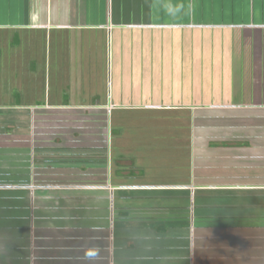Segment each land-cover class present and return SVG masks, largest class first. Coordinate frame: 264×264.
Wrapping results in <instances>:
<instances>
[{
    "label": "crops",
    "instance_id": "1",
    "mask_svg": "<svg viewBox=\"0 0 264 264\" xmlns=\"http://www.w3.org/2000/svg\"><path fill=\"white\" fill-rule=\"evenodd\" d=\"M1 68L0 264H264V0H0Z\"/></svg>",
    "mask_w": 264,
    "mask_h": 264
},
{
    "label": "trees",
    "instance_id": "2",
    "mask_svg": "<svg viewBox=\"0 0 264 264\" xmlns=\"http://www.w3.org/2000/svg\"><path fill=\"white\" fill-rule=\"evenodd\" d=\"M12 123L11 119L8 118L7 116H0V141L4 140L7 141V127L8 125ZM0 154H5V152L0 149ZM7 161L6 158L4 157H0V162H5ZM3 166V164H2ZM2 166L0 165V169L2 168ZM4 167V166H3ZM13 184H11L7 179L5 180H0V188H8L11 187ZM1 195V194H0ZM7 195H1L0 196V205H7Z\"/></svg>",
    "mask_w": 264,
    "mask_h": 264
},
{
    "label": "rangeland",
    "instance_id": "3",
    "mask_svg": "<svg viewBox=\"0 0 264 264\" xmlns=\"http://www.w3.org/2000/svg\"><path fill=\"white\" fill-rule=\"evenodd\" d=\"M3 54L6 55L7 53L4 52ZM27 57H28V59H30V56L28 55V53H27ZM3 61L6 62V59H3ZM1 66H2V63H1ZM6 93H7V73H6V69L4 68V69L0 70V101L3 100Z\"/></svg>",
    "mask_w": 264,
    "mask_h": 264
}]
</instances>
